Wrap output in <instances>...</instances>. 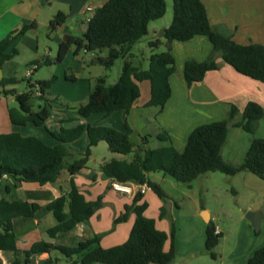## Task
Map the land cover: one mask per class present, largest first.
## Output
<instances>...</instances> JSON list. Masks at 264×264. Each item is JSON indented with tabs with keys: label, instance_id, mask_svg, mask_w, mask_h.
I'll return each mask as SVG.
<instances>
[{
	"label": "trees",
	"instance_id": "16d2710c",
	"mask_svg": "<svg viewBox=\"0 0 264 264\" xmlns=\"http://www.w3.org/2000/svg\"><path fill=\"white\" fill-rule=\"evenodd\" d=\"M165 9L164 0H106L94 9L88 19L89 25L81 35L62 37L58 43L56 55L51 60L52 63L62 61L71 46H74V53L82 49L86 52H94L89 63L101 65L106 69L112 67L117 58H122V68L116 77V82H107L106 74L97 76L86 102L77 107V113L81 117H88L96 112L109 114L120 110L124 130H117L107 124L88 123L50 130L44 125L50 115L44 92L50 88L57 76L53 74L47 79L37 80L34 84L28 82L30 87L24 91L18 92L15 89L9 91L18 104L17 107L8 109L10 121L19 125L30 122L36 126H44L55 142L48 144L37 136L22 135L17 131L0 133V176L7 174L15 183H54L62 169L71 176L80 171L86 164L91 147L103 140L112 152L123 155L132 153L129 160L112 158L103 162L100 169L104 175L119 182L146 183L162 199H165L166 195L160 185L148 176L149 173L162 172L176 181L188 183L209 171H219L228 175L249 171L264 181V138L255 135L258 122L264 116V112L260 104L253 100L248 101L242 110L231 104L222 119L193 127L181 151L171 143H161L153 148L147 147L145 136L138 144H134L129 139L132 130L126 117L132 104L140 95L138 82L147 80L149 83V99L146 106H156L161 109L170 96L169 76L175 71V59L170 45L172 40L186 41L196 35H203L211 43V51L204 60L189 58L184 61L182 75L188 86L201 80L206 71L219 67L215 54H218L224 63L232 66L238 73L264 82V44L239 43L230 35L220 32L210 23L202 0H172V19L162 30V35L166 39V49L152 52L146 68L135 65L131 60L132 45L148 33L149 22L162 17ZM65 19L66 14L57 11L48 22L49 30L56 29ZM33 27H35L34 22L24 25L19 32L24 33ZM10 42L11 38L8 36L0 40V63L10 59L17 52L15 49L5 51ZM159 44V38L148 42L151 48ZM101 49L107 50L105 55L97 54ZM45 63L46 60H38L31 66L35 69L36 64L41 66ZM65 78L76 79L70 75H65ZM12 81V79H2L0 86ZM35 91H38L39 95L36 96ZM35 98H42L43 103L34 109ZM238 116L239 119H236ZM231 126H240L250 135L247 151L238 163L227 161L221 155L226 133ZM84 132L88 143L83 154L66 164L65 160L69 155L71 143ZM155 136L161 142L170 139L164 130L156 133ZM142 196L143 193L136 191L132 202L125 204L124 211L113 219L112 227L124 221L129 212L135 214L128 237L122 243L102 247L99 244L101 234L81 241L75 246L53 245L40 240L33 242L29 249L24 250L26 262H29L28 258L35 253L57 250L65 258L63 264H93L95 262L171 264L175 258L173 226L169 233L158 229L154 219L144 215L147 203L140 202ZM101 199L99 196L95 200H86L71 177L69 190L52 199L46 206L57 221L55 225L47 229L48 235L54 237L88 219L101 207ZM65 203L69 209V216L64 211ZM37 209L38 204L34 202L20 199L9 201L0 197L1 250H16L13 219L32 217ZM163 211L165 207L161 208L162 214ZM214 229L215 225L208 220L204 245L212 257H214L212 249L222 235L220 231L215 233ZM167 240H170V244L165 250L164 243ZM19 263L16 258L12 262V264ZM45 264H56V260L49 257ZM246 264H264V245L253 252Z\"/></svg>",
	"mask_w": 264,
	"mask_h": 264
},
{
	"label": "crops",
	"instance_id": "0c3cea01",
	"mask_svg": "<svg viewBox=\"0 0 264 264\" xmlns=\"http://www.w3.org/2000/svg\"><path fill=\"white\" fill-rule=\"evenodd\" d=\"M105 1L0 0V40L7 36L10 37L11 42L5 51L9 52L13 49L17 51L13 57L0 63V80H13L0 86V133L17 131L22 135L37 136L48 144L55 142L44 126H36L30 122L19 125L10 121L8 109L17 107L18 104H16L17 102L9 91L12 89L16 90L19 78L26 79V89L30 87L28 82L34 84L39 80L37 70L40 66L38 64H36L37 66L29 77L25 75L26 69L33 65L34 61L46 60L45 65L48 67L50 76L54 74L58 77L59 63L52 64L51 62L56 55L58 43L64 35L79 36L84 32L82 31V26L85 22H88V14L82 13V10L86 5H91L95 9ZM202 2L205 5L210 23L220 32L230 35L239 43L258 42L264 44V0H202ZM57 11L64 12L66 19L56 29L52 30L47 37L51 47L38 37V27L41 25L48 26L49 20ZM32 22L35 23V27L28 29L24 33L19 32L24 25ZM165 27H162V30ZM150 31L155 34L157 27L153 26L151 29L148 27V33ZM163 41L160 39V43H163ZM170 45L175 59V69L179 74L175 75V73H172L169 76L171 93L164 106L161 109L153 106V109H155L152 110L151 115L145 116V122L152 123L153 121L156 126L153 130L154 135L163 128L162 130L167 132L170 137L167 142H170L177 150L181 151L184 148L187 135L193 127L222 119L231 104L242 110L248 101L253 100L260 104L264 112V82L238 73L232 66L224 63L218 54H215V59L219 62L217 69L206 71L201 80L193 82L189 86L186 84L182 75L184 61L189 58L202 61L209 55L211 43L206 36L196 35L186 41L172 40ZM41 46H43V49H41ZM103 52H107V50L101 49L97 54L102 55ZM130 52L132 54L131 59H133L135 54L132 52V47ZM70 53L72 58L68 67L69 71L63 70L62 74L66 75L67 73V75L74 76L76 79L71 81L75 82L81 79L82 72L89 68L84 56L89 53L90 55L87 58L89 61L94 52H86L82 49L74 53V46H71L64 58H68ZM136 60L138 61L137 58ZM135 65L146 68L142 67L140 61ZM22 70L23 73L18 76V73ZM47 78L49 77L43 79ZM145 81L147 80L138 82L139 90L144 89V94L141 95L140 93L132 104L130 111L138 106L150 107L146 106L149 99V83L147 81L146 84ZM32 88L34 89L35 86L33 85ZM42 103L35 102L33 108H37ZM48 105L50 115L45 120L44 125L50 130H58L60 127H72L78 123L93 125L95 123H92L89 119L98 117L97 115L93 117V113L88 117H81L77 113L78 106L71 107L66 101H60V103L48 101ZM130 111L126 119L132 133L133 127L129 123L128 118ZM102 115L111 117L112 120H109L116 124L114 128L120 131L124 130L120 110H115L109 114L102 113L101 117H103ZM236 119H239V116ZM28 124L36 128H32L31 132L24 134L20 127ZM37 129L38 134H36ZM255 135L264 138V116L258 122ZM249 137V133L244 131L242 127H229L226 133V141L221 150L222 157L232 163L240 162L249 146ZM101 141L91 147V153L85 166L72 176L65 169H62L54 183H15L9 176L0 183V197H4L9 201L20 199L38 204V209L32 217H15L13 219L16 233V250L0 249V264H12L15 258L20 262L19 264H45L49 257L55 259L56 264L65 262V258L63 259V256L57 250L35 253L28 258L29 262H26L27 258L24 255V250L29 249L33 242L40 240L53 245L75 246L81 241L101 234L99 244L102 247H110L126 240L133 225L135 214L129 212L124 221L118 222L112 227L113 219L124 211L125 204L132 202L135 191L125 193L113 189L110 182L111 179L104 175L100 166L103 162L112 158L129 160L132 153L123 155L112 152L108 149L106 142L104 148L98 153L96 149ZM79 142L82 143L80 147L78 146ZM167 142L163 141L162 143L167 144ZM87 143L88 138L84 132L71 143L65 163L67 164L81 156ZM147 144L148 139L146 138L145 145L148 147ZM151 147H156V142ZM153 173H149L148 176L151 178ZM71 177L79 187L80 192L84 194L86 200H95L101 196L102 205L88 219L76 224L74 228L51 237L48 235L47 229L55 225L57 221L46 206L52 199L65 194L69 190ZM245 178L251 182L256 181L248 174L245 175ZM152 180L155 181L154 179ZM142 201L147 203L144 215L154 219L155 226L158 229L168 232L167 215L173 210L174 202L168 199L167 196L165 199L158 197L152 189L143 193L140 202ZM166 203L169 204L168 212L165 209L162 214L161 208ZM64 211L69 216L67 203L64 204ZM208 215V220H210L209 212ZM168 247L167 240L164 243V249L167 250ZM93 264L103 263L95 262ZM149 264L156 263L151 262Z\"/></svg>",
	"mask_w": 264,
	"mask_h": 264
},
{
	"label": "rangeland",
	"instance_id": "374dc122",
	"mask_svg": "<svg viewBox=\"0 0 264 264\" xmlns=\"http://www.w3.org/2000/svg\"><path fill=\"white\" fill-rule=\"evenodd\" d=\"M166 9L162 17L149 22V29L157 27L155 34L152 31L140 38L132 45V52L135 57L134 64L141 62L142 67H147L149 55L152 52H159L166 49L165 38L161 34L162 27L168 26L172 19V0H164ZM48 26L38 27V37L45 41L48 46L47 37L50 35ZM162 39L157 47L151 48L148 42L152 39ZM52 47V46H51ZM43 49V46H41ZM54 49V47H53ZM103 52L102 55H105ZM89 53L84 56V60L89 67L86 68L81 79L72 82L62 74L63 70L68 72L72 55L58 62V77H55L50 88L45 91V97L50 102L66 101L69 106L77 107L86 102L89 91L95 84L97 75L106 74L107 82L120 74L123 59L117 58L112 67L106 69L101 65H91L87 58ZM138 59V61L136 60ZM143 59V60H142ZM56 64V63H52ZM37 75L39 79L50 77L48 67L42 64L38 67ZM23 70L18 73V76ZM178 75L179 72H173ZM67 75V73H66ZM147 81H145L146 83ZM148 83V82H147ZM146 83V84H147ZM27 87L26 79L19 78L16 91H24ZM141 95L144 89L140 90ZM142 96L140 97L141 100ZM42 103V98H35L34 103ZM15 104V103H14ZM17 104V103H16ZM155 109V108H154ZM153 106L135 107L129 114V123L133 127L130 140L134 144L141 143L144 135L148 139V147H156L162 143L154 134V122H145V116L151 115ZM98 116L89 119L95 124H106L115 126L111 117L103 116L102 112L93 113ZM90 117V118H93ZM111 119V120H109ZM31 124L21 126L20 130L26 134L32 131ZM163 128L160 129V131ZM140 131V132H139ZM38 134V129L37 133ZM167 142V141H166ZM170 142H167V144ZM105 141H101L96 151L99 153L104 148ZM81 142L78 143L80 147ZM103 146V147H102ZM248 174L256 181L251 182L245 178ZM152 179L157 182L168 199L174 202L173 210L167 215L168 232L173 226V243L175 258L171 264H246L247 259L253 252L264 245V181L249 171H242L234 175H228L219 171H209L201 174L188 183L176 181L169 175L162 172H154ZM255 182V183H254ZM257 182V183H256ZM169 204L164 207L168 212ZM205 209L210 213L211 222L218 227L222 233L218 243L213 247L211 256L210 251L205 248V229L207 222L201 217V211ZM260 211L261 221L258 231H255L250 221L245 217L248 211ZM170 240H168V245ZM62 256V255H61ZM64 259V257H62Z\"/></svg>",
	"mask_w": 264,
	"mask_h": 264
},
{
	"label": "built area",
	"instance_id": "2783aa9c",
	"mask_svg": "<svg viewBox=\"0 0 264 264\" xmlns=\"http://www.w3.org/2000/svg\"><path fill=\"white\" fill-rule=\"evenodd\" d=\"M94 12V8L91 5H86L83 10L82 13H87L88 17L87 20L91 17V15ZM34 70V66H30L26 69L25 75L30 76L32 74ZM35 95H39L38 91H35ZM8 177L7 174H2L0 176V183L6 178ZM111 182V186L113 189L117 190V191H121V192H125V193H132V192H136V191H140L141 193H145L147 190H150V186H148L146 183H135V182H119L117 180H110ZM220 230L218 229L217 226H215L214 232L218 233Z\"/></svg>",
	"mask_w": 264,
	"mask_h": 264
},
{
	"label": "water",
	"instance_id": "95a60500",
	"mask_svg": "<svg viewBox=\"0 0 264 264\" xmlns=\"http://www.w3.org/2000/svg\"><path fill=\"white\" fill-rule=\"evenodd\" d=\"M89 23L88 22H85L84 25L82 26V31H85L88 27ZM161 34H163V31L161 30ZM116 82V79H113L112 83H115ZM168 203H166L167 205ZM201 217L203 218L204 221H208L209 219V215H208V212L207 210L203 209L201 211ZM245 217L250 221L253 229L255 231H258L259 230V227H260V221H261V212L260 211H248L246 214H245Z\"/></svg>",
	"mask_w": 264,
	"mask_h": 264
}]
</instances>
